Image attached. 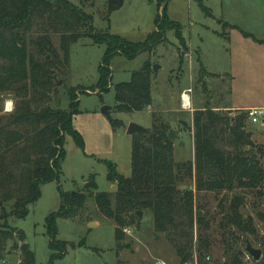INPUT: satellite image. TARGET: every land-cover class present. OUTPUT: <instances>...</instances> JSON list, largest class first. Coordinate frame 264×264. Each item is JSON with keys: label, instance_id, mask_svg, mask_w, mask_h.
I'll return each instance as SVG.
<instances>
[{"label": "rangeland", "instance_id": "1", "mask_svg": "<svg viewBox=\"0 0 264 264\" xmlns=\"http://www.w3.org/2000/svg\"><path fill=\"white\" fill-rule=\"evenodd\" d=\"M52 1L56 4L57 0ZM66 1L92 17L94 34L109 33L131 42H142L155 30V17L166 5V14L180 25L184 41L180 42L176 30L170 29L165 40L151 51L141 52L132 60L116 55L110 63L109 88L102 91L96 84L105 44L95 43L86 36V26L80 25L76 29L62 5H58V13L31 16L21 34L24 33L29 52L37 50L34 41L38 38H43L46 46H50L49 53H44L45 49L42 55L36 56L44 72L53 71L51 77L45 76L51 88L41 98L30 91L26 94L3 91L0 124L6 123L25 95L33 109L49 105L68 110L73 94L78 100L79 111L73 126L83 138L84 150L66 135L65 157L58 180L41 184V195L28 205L26 216L10 218V224L23 231L34 253L35 264H50L52 251L46 218L59 210L61 192L81 194L83 204L76 209L75 216L57 219L56 239L63 241L66 247L65 254L51 264H197L196 249L199 236L204 232L210 243L208 264H228L232 252H228L224 244V239L229 238L220 228L224 212L219 203L227 200L230 193L196 192L195 212L199 209L207 226L204 230L193 228L194 254L181 263L174 240L155 231L150 213H142V222L126 227L122 237L117 239L113 220L97 206L96 192L83 188L94 176L97 191L112 194L117 191V182L107 178L105 161L114 163L120 174L130 176L133 141V135L127 134L130 123L151 129L153 122H164L177 136L172 139L174 162L193 161V115L198 110L195 105L199 104L214 107L221 113L233 112L229 114L233 117L246 113V123L256 134L255 139L264 143V115L253 123L248 111L218 109L223 106L264 108V0H123L122 5L111 13L108 12V0ZM71 34L77 35L76 41L67 40ZM65 39L68 44L65 42L66 49H63ZM146 62L152 68L151 105L134 113L117 112L114 109L115 85L129 81L132 73ZM4 63L5 59L0 58V65ZM154 65L159 66L156 71ZM187 88H191L194 110L181 107L180 95ZM8 101L14 102L11 114L5 112ZM103 106L111 108L110 118L118 120L119 125H111L108 116L101 112ZM182 121L187 125L184 126ZM20 154L30 161L36 156L29 149ZM194 185V180L186 174L177 184L180 189L191 187L193 190ZM241 212L253 217L256 232L241 236L233 250L242 252L243 264H255L246 252V243L264 251V224L257 217L258 212H264V196L258 198L247 193ZM20 259L19 250L9 243L4 255L6 263L19 264Z\"/></svg>", "mask_w": 264, "mask_h": 264}, {"label": "trees", "instance_id": "2", "mask_svg": "<svg viewBox=\"0 0 264 264\" xmlns=\"http://www.w3.org/2000/svg\"><path fill=\"white\" fill-rule=\"evenodd\" d=\"M122 3L123 0H108V12L118 9ZM58 5L64 6L76 29L86 26V36L95 43L105 44L96 84L102 91L109 88L110 63L116 55L132 60L141 52L151 51L165 40L170 29L176 30L180 42L184 41L180 25L168 18L166 5L155 17V30L144 41L131 42L109 33L94 34L92 17L66 0H57L56 4L52 0H0V58L5 59L0 65V101L3 91L24 94L30 91L37 98L50 91L51 84L45 76L51 77V73L42 70L36 56L42 55L45 49L44 53H49L50 46H46L43 38H38L34 41L37 50L29 52L21 29L35 13L41 16L58 13ZM76 36L71 34L67 40L76 41ZM67 40H63V49ZM115 100L117 112L134 113L151 105L152 68L148 62L134 71L129 81L115 85ZM77 105L78 100L72 94L68 110L49 105L33 109L25 95L6 123L0 124V264L9 243L20 252L19 264H35L34 253L23 231L9 220L25 217L28 205L41 195V184L58 180L65 157L66 135L84 150L83 138L73 126V117L79 113ZM246 118L243 112L232 117L206 106L196 110L193 115L194 159L184 163L174 162L173 140L168 137L170 128L164 122H153L151 129L133 134L130 176L120 174L114 163L105 161L108 180L117 182L115 193L97 191L94 176L83 190L96 192L97 206L113 220L117 239L122 237L126 227L142 222L138 212L150 213L155 231L174 240L181 263L194 254L193 228L204 230L207 226L199 209L195 212L196 192H228L231 196L219 203L224 212L220 228L229 238L224 239L227 251L232 252L228 264H243L241 251L233 250V245L241 236L254 234L256 230L253 217L244 216L241 207L247 193L258 198L264 196V143L253 139ZM110 123L113 127L119 125L118 120L110 119ZM28 149L36 155L32 161L20 154ZM184 174L194 180V190L177 186ZM83 199L81 194L61 192L59 210L47 216L46 229L52 251L50 264L65 254L66 244L56 239L57 219L75 216ZM257 217L264 224V212H258ZM203 235L199 236L196 249L197 264H208L210 243L205 232ZM255 264H264V257Z\"/></svg>", "mask_w": 264, "mask_h": 264}, {"label": "water", "instance_id": "3", "mask_svg": "<svg viewBox=\"0 0 264 264\" xmlns=\"http://www.w3.org/2000/svg\"><path fill=\"white\" fill-rule=\"evenodd\" d=\"M159 68L158 65H154L153 66V70L156 71L157 69ZM50 73H53V71H51ZM58 84H61V82H59ZM110 107L109 106H103L102 109H101V112L103 114H105L106 116H108L109 119L110 118ZM182 124L185 126L187 125V122H183L182 121ZM146 129L136 123H130L128 128H127V134L129 135H133L137 132H145ZM168 137L170 139H174L176 138L177 136L175 135L174 131L173 130H170L169 133H168ZM138 216L141 218L142 217V212H138ZM246 252L255 260V261H258L260 258H261V250L258 249V248H255L251 245L250 242L247 241L246 243ZM242 253V252H241Z\"/></svg>", "mask_w": 264, "mask_h": 264}, {"label": "built area", "instance_id": "4", "mask_svg": "<svg viewBox=\"0 0 264 264\" xmlns=\"http://www.w3.org/2000/svg\"><path fill=\"white\" fill-rule=\"evenodd\" d=\"M190 92H191V88H187V89L183 90L182 93H185L186 95L190 96ZM182 93H181V95H182ZM181 95H180V102L182 104ZM260 115H264V108H251L248 110V116L253 123L257 122L259 120ZM2 264H7V263L5 260H3ZM184 264H188V263H184Z\"/></svg>", "mask_w": 264, "mask_h": 264}, {"label": "clouds", "instance_id": "5", "mask_svg": "<svg viewBox=\"0 0 264 264\" xmlns=\"http://www.w3.org/2000/svg\"><path fill=\"white\" fill-rule=\"evenodd\" d=\"M181 98H182L181 107L184 110H191L193 107L191 97L186 95L185 93H182ZM13 111H14V102L8 101L5 107V112L11 114Z\"/></svg>", "mask_w": 264, "mask_h": 264}, {"label": "crops", "instance_id": "6", "mask_svg": "<svg viewBox=\"0 0 264 264\" xmlns=\"http://www.w3.org/2000/svg\"><path fill=\"white\" fill-rule=\"evenodd\" d=\"M192 104H193V101H192ZM196 106V108L195 109H201V108H203L204 106L203 105H195ZM211 108H213L214 109V107H211ZM218 109H225V111H235V110H239V109H241V110H244V111H248L249 109H251V107H233V106H223V107H218ZM192 110H194V105H193V107H192ZM230 115L231 114H233V112L231 113H229ZM76 116V115H75ZM74 116V117H75ZM74 117H73V119H74ZM233 117V116H232ZM262 122H264V121H262ZM251 131H252V133H253V139L254 140H256L257 142H258V140L257 139H255L256 138V134L254 133V131L252 130V129H250ZM260 143V142H259Z\"/></svg>", "mask_w": 264, "mask_h": 264}]
</instances>
